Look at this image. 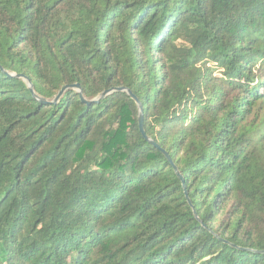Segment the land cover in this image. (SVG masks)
Returning a JSON list of instances; mask_svg holds the SVG:
<instances>
[{"label":"trees","instance_id":"16d2710c","mask_svg":"<svg viewBox=\"0 0 264 264\" xmlns=\"http://www.w3.org/2000/svg\"><path fill=\"white\" fill-rule=\"evenodd\" d=\"M0 264H264V0H0Z\"/></svg>","mask_w":264,"mask_h":264},{"label":"water","instance_id":"95a60500","mask_svg":"<svg viewBox=\"0 0 264 264\" xmlns=\"http://www.w3.org/2000/svg\"><path fill=\"white\" fill-rule=\"evenodd\" d=\"M29 88H30V90H32V88H31L30 85H29ZM73 88L76 90V92H77V94L79 95V97H80V99H81L82 102H84V103H86V104H92V103H96V102L98 101V100H94V101H92V102H88V101L84 100V98L82 97V92H81V89L79 88V86H78V85H74ZM66 89H68V87L65 86V87H63V88L58 92V94L56 95V97H55L54 100H53V103H55V102L59 99V97L62 95V93H63ZM111 92H124V93H126V94L128 95L129 98H131V99L135 102V104H136V106H137V108H138V126H139V130H140L142 136H143L146 140H148V139L144 136V132H143V124H142V117H143V115H142V106H141V104L139 103V101L136 99V97H135V96L131 93V91L128 90V89H125V88H115V89H110V90H108V91L103 92L99 98H103L105 95H107V94H109V93H111ZM33 96H34V95H33ZM35 98H36V97H35ZM37 99H38V98H37ZM149 143L156 147V145H155L152 141H149ZM163 154L167 157V155H166L164 152H163ZM167 159L169 160L168 157H167ZM173 169L176 171V169H175L174 167H173ZM176 172H177V171H176ZM178 177H179V179L182 181L181 176L178 175ZM183 189H184V188H183ZM184 194H185V197H186V199H187L188 204H190V202H189V200H188V197H187V193L184 192Z\"/></svg>","mask_w":264,"mask_h":264}]
</instances>
